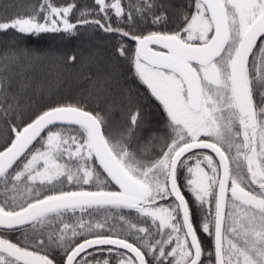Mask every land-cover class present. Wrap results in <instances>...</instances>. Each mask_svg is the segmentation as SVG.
<instances>
[{"label": "snow or ice", "instance_id": "obj_1", "mask_svg": "<svg viewBox=\"0 0 264 264\" xmlns=\"http://www.w3.org/2000/svg\"><path fill=\"white\" fill-rule=\"evenodd\" d=\"M81 30L116 34L143 96L99 71L75 98L28 94L48 55L28 41ZM9 33L0 264H264V0H38L0 17Z\"/></svg>", "mask_w": 264, "mask_h": 264}, {"label": "trees", "instance_id": "obj_2", "mask_svg": "<svg viewBox=\"0 0 264 264\" xmlns=\"http://www.w3.org/2000/svg\"><path fill=\"white\" fill-rule=\"evenodd\" d=\"M37 2L38 0H0V17L27 11L28 5ZM55 2L64 4L69 0H55ZM85 2L91 3V0H77V3ZM113 26H116L115 21H113ZM140 27L144 26L141 25ZM81 31V35L73 38L64 34H47L42 39L28 41L31 47L48 53L40 61L33 63L26 73L31 81L28 94L33 99L42 97L44 100L75 98L88 88V82L83 79L84 72L97 73L99 71L113 75L114 93H118L121 87L127 88L131 85L134 88L139 87L140 94L143 96L145 88L130 78L127 63L122 58L116 59L114 56L117 43L116 34H108L102 31ZM11 42L12 33L0 34V52L9 47ZM70 55H76L78 60L82 58L83 63L87 64L88 67L82 68L79 62L75 65L67 64V57ZM146 111L153 124H157L160 120V113L155 103L148 104L146 102ZM111 214L114 215V213ZM68 218H65L66 222H75L74 219ZM133 220L135 222L134 216Z\"/></svg>", "mask_w": 264, "mask_h": 264}, {"label": "rangeland", "instance_id": "obj_3", "mask_svg": "<svg viewBox=\"0 0 264 264\" xmlns=\"http://www.w3.org/2000/svg\"><path fill=\"white\" fill-rule=\"evenodd\" d=\"M101 180H103V177H101ZM86 187H88V186H86ZM107 215H108V217H109L107 223H108L109 225L113 224V223H114V221H113V219H112L113 214L108 213ZM65 218H68V217H65ZM69 218H70V219H74V220H76V219L79 218V214H77V215L74 216V217L69 216ZM69 218H68V219H69ZM103 218H105V213H104V212H100V213H98V214H93V216L91 217V219H92L93 221H95V220H97V219L101 220V219H103ZM84 219L87 221V220L89 219V216L85 215ZM119 228H120V224L117 223V225H116V230H119ZM106 230H107V229H106Z\"/></svg>", "mask_w": 264, "mask_h": 264}, {"label": "flooded vegetation", "instance_id": "obj_4", "mask_svg": "<svg viewBox=\"0 0 264 264\" xmlns=\"http://www.w3.org/2000/svg\"><path fill=\"white\" fill-rule=\"evenodd\" d=\"M206 151V150H205ZM208 154H210V155H213L211 152H209V151H206ZM213 157L216 159V157L213 155ZM131 219H133V217H131ZM133 222H134V220H133ZM55 224H56V222H53V228L55 227ZM51 229H49V231H50ZM18 235V234H17ZM46 235H47V232H46ZM15 238V237H14ZM201 239L202 240H204V242L205 243H207V240L202 236L201 237ZM91 251V250H90ZM123 251V250H122ZM56 259L58 260V261H60L61 262V264H63V260H64V257H63V254L61 253V255H58L57 257H56Z\"/></svg>", "mask_w": 264, "mask_h": 264}, {"label": "water", "instance_id": "obj_5", "mask_svg": "<svg viewBox=\"0 0 264 264\" xmlns=\"http://www.w3.org/2000/svg\"><path fill=\"white\" fill-rule=\"evenodd\" d=\"M206 151H209V152H211V150H206ZM212 153V152H211ZM214 156H215V154L214 153H212ZM216 159H218V158H216Z\"/></svg>", "mask_w": 264, "mask_h": 264}]
</instances>
